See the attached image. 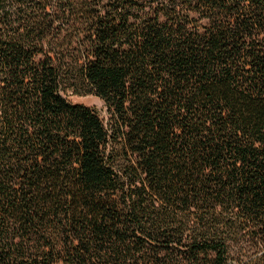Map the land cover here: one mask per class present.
Wrapping results in <instances>:
<instances>
[{"label": "trees", "instance_id": "trees-1", "mask_svg": "<svg viewBox=\"0 0 264 264\" xmlns=\"http://www.w3.org/2000/svg\"><path fill=\"white\" fill-rule=\"evenodd\" d=\"M0 264H264V0H0Z\"/></svg>", "mask_w": 264, "mask_h": 264}, {"label": "rangeland", "instance_id": "rangeland-1", "mask_svg": "<svg viewBox=\"0 0 264 264\" xmlns=\"http://www.w3.org/2000/svg\"><path fill=\"white\" fill-rule=\"evenodd\" d=\"M68 100L73 104H81L96 110L102 118H107V110L104 103L94 96H75L72 93L67 94Z\"/></svg>", "mask_w": 264, "mask_h": 264}]
</instances>
